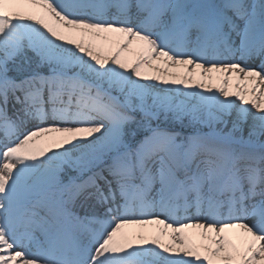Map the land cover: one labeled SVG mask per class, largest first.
I'll return each instance as SVG.
<instances>
[{
	"label": "snow or ice",
	"instance_id": "snow-or-ice-1",
	"mask_svg": "<svg viewBox=\"0 0 264 264\" xmlns=\"http://www.w3.org/2000/svg\"><path fill=\"white\" fill-rule=\"evenodd\" d=\"M0 264H264V0H0Z\"/></svg>",
	"mask_w": 264,
	"mask_h": 264
},
{
	"label": "bare ground",
	"instance_id": "bare-ground-1",
	"mask_svg": "<svg viewBox=\"0 0 264 264\" xmlns=\"http://www.w3.org/2000/svg\"><path fill=\"white\" fill-rule=\"evenodd\" d=\"M136 48H137V45L134 44L133 50L135 51ZM248 63L250 66H256L259 62L256 60V61H248ZM228 119L231 122V120L235 119V114H233V116L229 117ZM251 123H252V121H251V119H249L248 123L243 126L245 136H247V133H248V130L250 128ZM229 127H231V123H229ZM81 214L83 215L84 213L81 212ZM140 230H141L140 228L126 229V231H130V232H138ZM153 230H154L153 226H148V228L146 229V231H148V232H152ZM165 242H167V239H165Z\"/></svg>",
	"mask_w": 264,
	"mask_h": 264
},
{
	"label": "rangeland",
	"instance_id": "rangeland-1",
	"mask_svg": "<svg viewBox=\"0 0 264 264\" xmlns=\"http://www.w3.org/2000/svg\"><path fill=\"white\" fill-rule=\"evenodd\" d=\"M137 118H139V116H137ZM130 127L134 128V126H130Z\"/></svg>",
	"mask_w": 264,
	"mask_h": 264
}]
</instances>
